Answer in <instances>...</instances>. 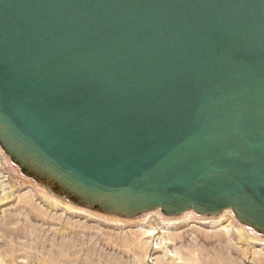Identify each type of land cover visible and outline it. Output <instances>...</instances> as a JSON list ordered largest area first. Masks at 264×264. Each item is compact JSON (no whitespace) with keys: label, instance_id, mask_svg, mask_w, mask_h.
I'll use <instances>...</instances> for the list:
<instances>
[{"label":"water","instance_id":"1","mask_svg":"<svg viewBox=\"0 0 264 264\" xmlns=\"http://www.w3.org/2000/svg\"><path fill=\"white\" fill-rule=\"evenodd\" d=\"M0 151L99 214L264 239V0H0Z\"/></svg>","mask_w":264,"mask_h":264},{"label":"rangeland","instance_id":"2","mask_svg":"<svg viewBox=\"0 0 264 264\" xmlns=\"http://www.w3.org/2000/svg\"><path fill=\"white\" fill-rule=\"evenodd\" d=\"M0 264H264V239L229 212L102 215L38 191L0 151Z\"/></svg>","mask_w":264,"mask_h":264},{"label":"bare ground","instance_id":"3","mask_svg":"<svg viewBox=\"0 0 264 264\" xmlns=\"http://www.w3.org/2000/svg\"><path fill=\"white\" fill-rule=\"evenodd\" d=\"M186 213V212H185ZM117 218V217H116Z\"/></svg>","mask_w":264,"mask_h":264}]
</instances>
